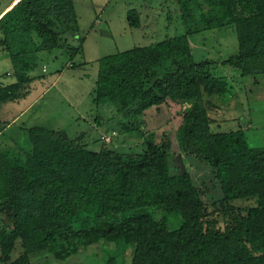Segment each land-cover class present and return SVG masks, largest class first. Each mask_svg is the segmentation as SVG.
<instances>
[{
	"label": "trees",
	"instance_id": "trees-1",
	"mask_svg": "<svg viewBox=\"0 0 264 264\" xmlns=\"http://www.w3.org/2000/svg\"><path fill=\"white\" fill-rule=\"evenodd\" d=\"M201 1L209 6L202 16L208 26L234 27V54L195 61L186 30L98 60L93 103L112 105L123 119L106 133L138 131L142 151L108 146L101 137V148L92 150L84 133L70 137L44 126L27 129V150L0 143V264H32L44 253L63 260L104 241L131 246L128 264H264V147L250 146L240 127L213 130L204 99L233 87L211 70L219 65L253 83L264 75V0ZM76 19L73 0H17L0 14V50L15 76L0 84V103L27 94L39 51H82V39L67 44L79 32ZM127 21L141 24L134 9ZM167 100L185 105L174 142L168 129L156 140L144 126L146 111ZM8 123L0 120V135ZM186 155L209 166L219 198L200 196ZM171 158L181 163L174 167ZM17 243L22 250L12 257ZM125 249L104 264H116Z\"/></svg>",
	"mask_w": 264,
	"mask_h": 264
},
{
	"label": "rangeland",
	"instance_id": "rangeland-1",
	"mask_svg": "<svg viewBox=\"0 0 264 264\" xmlns=\"http://www.w3.org/2000/svg\"><path fill=\"white\" fill-rule=\"evenodd\" d=\"M179 1L186 24L182 21L176 0H73L79 32L76 36L69 35L67 44L76 46L82 39V51L72 55L66 51V46H61L38 52L37 66L29 73L37 77L30 82L27 94L19 100L0 103V120L9 122L0 135V143L27 150L31 147L27 129L44 126L65 130L70 137L84 133L87 147L92 150L101 148L102 143L98 140L101 137L108 146L142 151L145 136L138 131L126 133L114 129L106 133L116 128L123 119L112 105L95 107L93 103L99 58L148 45L186 30L190 31L188 38L195 61H218L237 50L232 25L218 27L205 23L202 16L209 9L206 3L201 0ZM8 3L12 2L0 0V12ZM130 9L138 13L139 27L129 26L127 13ZM211 70L215 75L228 77L233 85L230 93L219 98L204 96L209 100L205 106L213 130L228 131L240 127L250 146L264 147V75L253 83L250 75L241 76L237 68L230 65H219ZM14 81L9 56L0 50V84ZM184 106L167 100L159 107L146 111L144 126L147 130H155L156 140L163 129H168L174 142V131L181 123ZM172 149H177L175 143ZM185 157L200 196L205 201L219 198V185L213 179L209 166L189 155ZM170 161L174 167L181 163L179 158H171ZM2 218L0 213V220ZM122 248H126L125 257H118L116 264H128L132 247L105 241L102 245L79 250L63 260L56 259L51 253L32 256L31 263L104 264L111 253L117 254ZM21 250L17 243L12 257Z\"/></svg>",
	"mask_w": 264,
	"mask_h": 264
},
{
	"label": "crops",
	"instance_id": "crops-1",
	"mask_svg": "<svg viewBox=\"0 0 264 264\" xmlns=\"http://www.w3.org/2000/svg\"><path fill=\"white\" fill-rule=\"evenodd\" d=\"M14 3H15V1L12 2L11 4L8 3L9 5L7 4L8 6L6 5L7 7L5 6L4 9H2V11L0 12V14L4 13V12H5L7 9H9Z\"/></svg>",
	"mask_w": 264,
	"mask_h": 264
}]
</instances>
